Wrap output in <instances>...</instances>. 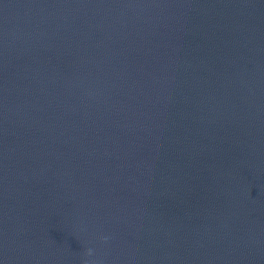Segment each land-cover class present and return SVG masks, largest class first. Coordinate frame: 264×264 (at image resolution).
I'll return each instance as SVG.
<instances>
[{
	"label": "clouds",
	"instance_id": "1",
	"mask_svg": "<svg viewBox=\"0 0 264 264\" xmlns=\"http://www.w3.org/2000/svg\"><path fill=\"white\" fill-rule=\"evenodd\" d=\"M91 249H89L88 251H87V255H91Z\"/></svg>",
	"mask_w": 264,
	"mask_h": 264
}]
</instances>
